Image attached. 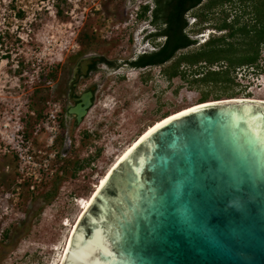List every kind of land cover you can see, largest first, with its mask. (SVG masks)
<instances>
[{
	"label": "rangeland",
	"instance_id": "1",
	"mask_svg": "<svg viewBox=\"0 0 264 264\" xmlns=\"http://www.w3.org/2000/svg\"><path fill=\"white\" fill-rule=\"evenodd\" d=\"M141 6L147 11L138 19ZM152 9L151 0H0V264H57L69 227L97 183L155 122L197 105L201 94L206 102L264 99V73L238 70L231 85L197 86L188 77L166 82L158 68L127 67L162 42L144 39L157 29L149 24ZM191 30L197 29L185 33L192 39ZM88 54L113 65L98 64L75 88V94L95 90L91 108L75 125L65 118L67 83L75 62ZM50 72L53 78L44 79ZM54 110L58 154L51 175H19L9 140L21 136L37 161L48 136L41 124ZM76 163L83 167L73 174Z\"/></svg>",
	"mask_w": 264,
	"mask_h": 264
},
{
	"label": "water",
	"instance_id": "2",
	"mask_svg": "<svg viewBox=\"0 0 264 264\" xmlns=\"http://www.w3.org/2000/svg\"><path fill=\"white\" fill-rule=\"evenodd\" d=\"M98 61L81 57L68 87ZM92 92L66 109L75 125ZM214 103L161 122L120 158L59 264H264V103Z\"/></svg>",
	"mask_w": 264,
	"mask_h": 264
},
{
	"label": "trees",
	"instance_id": "3",
	"mask_svg": "<svg viewBox=\"0 0 264 264\" xmlns=\"http://www.w3.org/2000/svg\"><path fill=\"white\" fill-rule=\"evenodd\" d=\"M151 2L153 9L149 12L150 26L157 29L144 39L150 41L155 37H161L162 42L155 51L138 55L127 62V67L137 70L158 68V72L166 82L172 79L186 82L188 77L190 79L188 84L197 86L231 85L235 79L234 73L238 70H246L251 75L264 73L260 66V54L264 55V0H208L206 3L208 7L225 3L237 6L238 10H243L244 15H248V21L239 23V20H236L229 25L220 24L213 30L223 34L218 36L212 34L205 42L189 52L186 50L193 49L196 42L188 38L185 33L183 14L188 7L200 4L201 0H151ZM146 11L147 7L141 6L138 19H142ZM54 14L56 17L61 15L57 6ZM17 17L21 18L22 15L18 13ZM193 29H197L190 32L194 36L204 31L200 27ZM221 52L225 53L222 55ZM234 52L239 53L240 56L245 55L247 59L235 60ZM105 64L113 65L109 62ZM52 78V72L44 77V79ZM206 97V94H201L198 104L206 103ZM213 101L220 99L215 97ZM82 167L77 163L74 164L73 174Z\"/></svg>",
	"mask_w": 264,
	"mask_h": 264
},
{
	"label": "flooded vegetation",
	"instance_id": "4",
	"mask_svg": "<svg viewBox=\"0 0 264 264\" xmlns=\"http://www.w3.org/2000/svg\"><path fill=\"white\" fill-rule=\"evenodd\" d=\"M207 1L208 0H201L200 4L192 6V7H188L186 9V11L183 14V20H184L186 28L191 29V28L200 27V28H203L204 31L205 29L208 31H211L213 30V28L219 26L222 23L229 25V24L234 23V21L236 20L238 21L239 18L245 19L246 17H248V15H244L243 10L242 11L238 10L237 6L234 7L231 4L225 3L223 5H215V6L208 7L206 6ZM188 19H193V22L191 23V25L187 23ZM149 24H150V21H149ZM207 34H208L207 35L208 37L206 39H203V42H205L209 38V34H213V32H207ZM149 35H150L149 33H146L144 38ZM155 38H161V37H155ZM148 39H152V37L150 38L148 37ZM191 40H196V39L192 38ZM96 57H98L99 61L93 62L91 63V65L87 66L85 77L83 79L78 80L77 83L72 86V88H69L68 84L72 82V74L74 72L78 73V61L80 60L81 57L75 62L74 66L72 67L71 77L67 83L66 99L70 103L67 106V108L75 104L74 102L71 101L72 99L77 98L81 93L87 92L91 88V87L84 88L79 94L74 93V90L78 86V84H80L83 80H85L96 69V66L98 64L105 63V60L103 57L101 56H96ZM94 93H95V90L94 92H92L91 102H93ZM65 118L68 119L66 115H65ZM69 121L74 124L73 118L70 119Z\"/></svg>",
	"mask_w": 264,
	"mask_h": 264
},
{
	"label": "built area",
	"instance_id": "5",
	"mask_svg": "<svg viewBox=\"0 0 264 264\" xmlns=\"http://www.w3.org/2000/svg\"><path fill=\"white\" fill-rule=\"evenodd\" d=\"M193 19H188L187 23L191 25ZM205 30L203 33L207 32ZM212 32V31H210ZM203 33L200 35L193 36V39H197L203 36ZM211 36V35H210ZM151 51V50H149ZM57 110L49 112L45 115L41 128L47 133V138L44 142V152L37 151V155L41 156L40 159L34 158L32 152L30 153L28 147H25V143L21 136L16 137V141H13V138L9 140L11 143V149L14 155V158L17 162V172L19 175H25L26 177L34 176L35 174H42L47 177L51 175L50 162H52L57 156L58 152L55 150V138H56V116ZM13 137V136H12Z\"/></svg>",
	"mask_w": 264,
	"mask_h": 264
},
{
	"label": "bare ground",
	"instance_id": "6",
	"mask_svg": "<svg viewBox=\"0 0 264 264\" xmlns=\"http://www.w3.org/2000/svg\"><path fill=\"white\" fill-rule=\"evenodd\" d=\"M207 32H210V31H207ZM207 32L206 33H203V36H201L202 38H207L208 36V34H207ZM209 35H212V34H209ZM200 38V37H199ZM203 42H201V44H202ZM236 101H244V102H256V103H264V99L262 100H259V99H250V98H231V99H225V100H220V101H213V102H206V103H202V104H206V105H208V104H210V103H214V104H217V103H226V102H236ZM198 105H201V104H197V105H193V106H190V107H188V108H185V109H182V110H180V111H178V112H176V113H173V114H171V115H169V116H166V117H164V118H162L161 120H159V121H157V122H155L153 125H151L150 127H148L145 131H143V133L141 134V135H139L138 137H137V139L129 146V147H127L118 157H117V159L115 160V162L111 165V167L108 169V171L105 173V175L101 178V180L97 183V185L95 186V188H94V190H93V192L90 194V196H89V198L87 199V201L85 202V204L83 205V207L81 208V210L79 211V213L77 214V216L75 217V219H74V221L72 222V224H71V226L69 227V231H68V234L66 235V239H65V241H64V244H63V248H62V251H61V253H60V256H59V259H58V262H57V264H59L60 263V259H61V256H62V252H63V249H64V246H65V243H66V240H67V238H68V236H69V233L71 232V230H72V228H73V226H74V224H75V222H76V220H77V218L82 214V212L84 211V209H85V207L87 206V204H88V202L90 201V199H91V197L93 196V194L96 192V190L98 189V187L100 186V184L102 183V181L104 180V178L106 177V175L108 174V172L111 170V168L120 160V158L140 139V138H142L147 132H149L151 129H153L155 126H157L158 124H160L161 122H163V121H165V120H167V119H169V118H171V117H173V116H176V115H178V114H180V113H183V112H185V111H188V110H190V109H193V108H196V107H198Z\"/></svg>",
	"mask_w": 264,
	"mask_h": 264
}]
</instances>
